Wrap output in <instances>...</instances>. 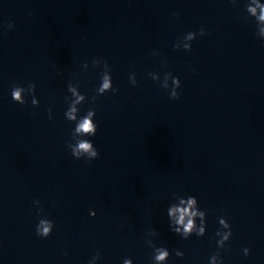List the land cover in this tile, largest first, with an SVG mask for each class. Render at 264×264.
<instances>
[{"label": "clouds", "instance_id": "1", "mask_svg": "<svg viewBox=\"0 0 264 264\" xmlns=\"http://www.w3.org/2000/svg\"><path fill=\"white\" fill-rule=\"evenodd\" d=\"M238 0H231L234 5L237 4ZM255 3V7L252 4ZM257 8L260 9L259 15H257ZM244 11L247 13L248 17H251L255 21L256 32L255 35L258 36L262 41H264V4H260L258 0H246L244 4ZM7 29L11 30L14 25L8 23L6 25ZM200 36L206 35L205 29L202 27L199 29ZM197 37L196 32H187L183 37L178 38L174 43L173 47L176 50L183 49L184 51H191V42ZM152 55H157L158 53L153 51ZM164 66H167L166 60L163 61ZM92 66L94 68L100 69V84L95 89L96 95H94L91 100L95 102L100 96L108 92L116 93L119 91L118 88L113 86V80L111 75V67L107 60L102 58H94L92 60ZM89 67L88 63L83 64V68L87 70ZM156 72H149L148 75L153 81L160 83L161 87L169 91V96L171 99H179L180 93L177 91L181 87V81L179 77L173 76L171 72L163 73V79L161 80L158 76L154 75ZM130 83L135 86L138 81L136 79L135 73H130L128 77ZM69 81L67 85V90L70 96H65V101L68 107L64 113L65 118L69 122H74L75 127L71 133L70 142L67 143L68 149H70L72 156L79 160L85 159L91 161L99 158V151L96 149L91 140L86 137L95 136L97 133L98 125L94 122V117L96 116V110L90 107L86 114L83 116L79 115L80 105L88 102V98L85 94L81 93L79 90V84ZM26 95L31 97V105L33 107L39 106V100L36 97V84L35 82H29L26 86L14 84L11 88V98L14 102L26 105L28 101L26 100ZM48 117L52 119V110L49 108ZM75 140V143L72 141ZM173 200L176 202L170 203L166 209V215L169 221V229L176 235L180 236L182 239L187 240L192 235L197 237H203L206 234L207 213L199 207V202L195 196L189 195L187 197L174 194ZM33 203L39 206L40 201L34 200ZM43 211L42 208L38 207V215ZM90 215L94 216L95 212L90 211ZM199 221V223H197ZM220 228L215 232V236L212 237L216 240L217 251L209 257V264H223V258L220 255L219 249L225 248L226 243L230 240L232 236V228L228 220L221 216L218 220ZM54 222L45 218H40L36 225V233L41 238H47L52 234L54 228ZM158 232L155 228L149 227L146 232L145 243L149 248H151L152 255L150 257L151 264H168V261L172 255L169 249L165 246H158L153 237H156ZM243 254L245 256L250 255V249L244 248ZM184 252L180 250L175 251V256L179 258L184 257ZM101 259V253L96 251L88 260V264H97V261ZM123 264H133V260L130 257H126L123 260Z\"/></svg>", "mask_w": 264, "mask_h": 264}]
</instances>
